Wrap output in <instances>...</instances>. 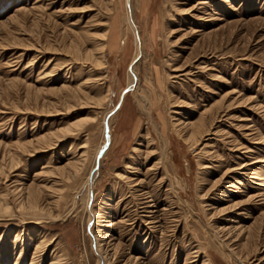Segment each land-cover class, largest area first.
<instances>
[{
	"label": "rangeland",
	"instance_id": "1",
	"mask_svg": "<svg viewBox=\"0 0 264 264\" xmlns=\"http://www.w3.org/2000/svg\"><path fill=\"white\" fill-rule=\"evenodd\" d=\"M51 263L264 264V0H0V264Z\"/></svg>",
	"mask_w": 264,
	"mask_h": 264
},
{
	"label": "bare ground",
	"instance_id": "2",
	"mask_svg": "<svg viewBox=\"0 0 264 264\" xmlns=\"http://www.w3.org/2000/svg\"><path fill=\"white\" fill-rule=\"evenodd\" d=\"M128 3H129V1H128ZM131 20V19H130ZM137 39H139V37L137 38ZM137 41V40H136ZM141 52V47H139V50H138V54H137V56H139V53ZM131 72L133 73L134 71L133 70H131ZM134 74V73H133ZM132 75V74H131ZM132 85V84H131ZM123 98V97H122ZM149 133V132H148ZM146 132L145 133H142L141 135H140V139L138 140V142L136 143V145L137 146H135L134 147V150H133V152H136V151H138V146H140V145H142V142L146 139ZM42 138V137H41ZM108 138V137H107ZM110 138V137H109ZM109 140V139H108ZM83 155V154H82ZM98 156H99V154L96 156V160L98 159ZM81 166H82V164L81 165H74V168H75V171L76 172H80L81 170H82V168H81ZM127 166L129 167V168H131V166H130V164H127ZM92 171H93V169H92ZM92 171L88 174V177H87V182L88 183H90V181L92 180V178L94 179V177H93V173H92ZM91 185V184H90ZM89 185V186H90ZM89 203V202H88ZM88 206V205H87ZM98 250H99V247H98ZM51 264H54V263H51Z\"/></svg>",
	"mask_w": 264,
	"mask_h": 264
}]
</instances>
